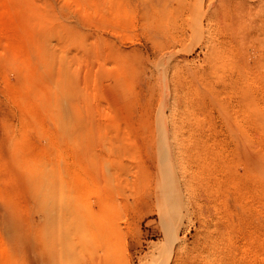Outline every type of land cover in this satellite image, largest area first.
<instances>
[{"label": "rangeland", "instance_id": "obj_1", "mask_svg": "<svg viewBox=\"0 0 264 264\" xmlns=\"http://www.w3.org/2000/svg\"><path fill=\"white\" fill-rule=\"evenodd\" d=\"M0 264H264V0H0Z\"/></svg>", "mask_w": 264, "mask_h": 264}, {"label": "bare ground", "instance_id": "obj_2", "mask_svg": "<svg viewBox=\"0 0 264 264\" xmlns=\"http://www.w3.org/2000/svg\"><path fill=\"white\" fill-rule=\"evenodd\" d=\"M50 36V35H49ZM46 37H47V35H46ZM45 37V38H46ZM51 39V38H50ZM44 40V39H43ZM53 40V39H52ZM42 41V40H41ZM43 42V45H42V47L41 48H43V50H44V52H45V54L47 55L46 56V58L47 59H50L51 57H52V55H54V53L53 54H51L50 52H52L53 50V45L54 44H52L53 42L51 41V40H49V39H45L44 41H42ZM41 46V45H40ZM42 51V50H41ZM43 54V53H42ZM58 56V55H57ZM42 57V56H41ZM43 57H44V55H43ZM59 57H61L60 55H59ZM46 59V60H47ZM62 60H65V58H61ZM44 60H45V58H44ZM58 60V59H57ZM60 60V59H59ZM50 61H53V57L51 58V60ZM60 62H63V61H60ZM46 64V63H45ZM52 64V63H51ZM42 65V64H41ZM62 68V67H61ZM65 69V68H64ZM63 69V70H64ZM64 75H65V71H64ZM66 76V75H65ZM63 78V77H62ZM65 78V77H64ZM65 79H63V81H64ZM61 84V83H60ZM63 84H64V82H63ZM62 84V85H63ZM59 85V84H58ZM67 86V85H66ZM57 88L59 87V86H56ZM65 87V86H64ZM65 96V95H64ZM60 98V97H59ZM58 99V98H57ZM56 99V100H57ZM59 100H57V102H58ZM62 99H61V103H62ZM65 102H66V100H65ZM64 102V104L66 105V103ZM54 104H56V103H54ZM68 104V103H67ZM62 106H64L63 104H62ZM61 106V107H62ZM55 108V107H54ZM56 109H58V107L56 108ZM62 109V108H61ZM63 109H64V107H63ZM62 112V111H61ZM64 112V111H63ZM69 114H71L72 112H70V111H67ZM56 114V113H55ZM61 115V114H60ZM59 115V116H60ZM66 115H68V114H66ZM57 117V116H56ZM64 117H66V116H64ZM68 117V116H67ZM66 117V118H67ZM58 119L59 120H61L59 117H58ZM65 120V119H64ZM62 121H63V119H62ZM67 121V120H66ZM55 123H58V120H57V122L55 121ZM67 123V122H66ZM70 123V122H69ZM68 123V124H69ZM61 124H62V122H61ZM59 125V124H58ZM58 125H56V126H58ZM60 126H62V125H60ZM170 192H169V194H167V196H165V199H167V201H168V203H169V208H170V215L172 216V218H175L176 217V211H175V199H176V194L173 192V191H171V190H169ZM12 219V218H11ZM171 229H170V231H171V233L172 232H174V226H172V227H170Z\"/></svg>", "mask_w": 264, "mask_h": 264}]
</instances>
